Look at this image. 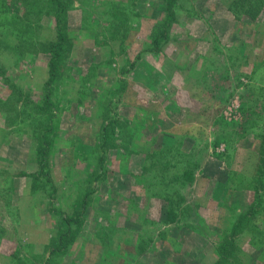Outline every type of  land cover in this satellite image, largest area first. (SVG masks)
Instances as JSON below:
<instances>
[{
  "label": "rangeland",
  "instance_id": "374dc122",
  "mask_svg": "<svg viewBox=\"0 0 264 264\" xmlns=\"http://www.w3.org/2000/svg\"><path fill=\"white\" fill-rule=\"evenodd\" d=\"M47 1L0 0V66L23 95L0 75V264H264V0H64L43 114ZM150 164L167 188L145 186Z\"/></svg>",
  "mask_w": 264,
  "mask_h": 264
},
{
  "label": "trees",
  "instance_id": "16d2710c",
  "mask_svg": "<svg viewBox=\"0 0 264 264\" xmlns=\"http://www.w3.org/2000/svg\"><path fill=\"white\" fill-rule=\"evenodd\" d=\"M177 0H170V6L172 4H174ZM47 3L49 5L52 6V9L49 10L48 12L53 13L54 16L56 17L57 20V25H56V31H57V41L55 43H52L51 45H49V52L51 54V58H50V62H49V75H50V79L47 83V92H46V97H45V104L44 106L38 107V111L44 113H47L48 110L52 107H54L52 100L50 99L51 94H52V86L53 84L58 80L59 76H60V66L62 65L63 59H64V55L65 52H67L66 50L70 51V47L68 49V43H69V36H68V32L66 30V20L65 17L67 16V3L64 0H48ZM169 6V7H170ZM169 16L173 17L174 15H172V12H169ZM166 36V35H165ZM134 67V65L132 66ZM0 75L3 76L5 78V82L6 84L9 86V88L13 89V91L15 93H19L20 96L22 95L21 91L19 90L18 86L15 85V83L12 82L11 79H9V77H7V73L6 71L0 66ZM23 96V95H22ZM21 96V98H22ZM113 123V121H112ZM53 125V124H52ZM52 129H54L52 127ZM51 129V131H53ZM114 131L111 132L109 130V128L104 127L103 129V144H101V161L103 160V154L105 153L106 150V146L108 147V142L110 140L113 139L112 135H113ZM53 149H54V142H53V138L49 135V133H43L41 135V139L39 141L38 144V148H37V163L40 166V173L39 175H43V173H46L45 176L49 175V164H50V158L53 155ZM153 155V153L151 154ZM153 160V156L148 157V159ZM147 165H145V171L148 172L147 170ZM150 169L154 170L156 169L154 167L153 164H150ZM159 169L157 168L155 170V172H150L148 174H145V179L142 178V180L144 181L145 186H150L152 188L153 191H156L157 189H162V188H167L169 185L167 184V180H169L167 178V175L163 173L164 172H159ZM152 178L151 181H149V176ZM47 180H49L47 177H44ZM174 180L176 181L175 178H173L172 182H174ZM84 192V190H83ZM81 192L79 194V197L77 199V203L76 205H80L83 208H86L90 203V196L92 193H94V191L90 190V192H86L83 193ZM157 192V191H156ZM163 197H166L165 195H161ZM175 212L170 211V213H168V218H171V222L175 221ZM249 216V213H245L243 214L239 220L236 226H234V228L240 229L243 225V222L247 219V217ZM74 223L73 219H65V225L67 226V230L65 233H63L61 235L62 237V242L60 244V248L57 250H53L51 252V255H54L55 253L57 254H62L66 245H65V240L67 241V238H69L68 236H72L73 232H71V230L69 229V227L71 226V224ZM66 238V239H65ZM65 239V240H64ZM46 264H54L53 263V258H49L47 260Z\"/></svg>",
  "mask_w": 264,
  "mask_h": 264
}]
</instances>
